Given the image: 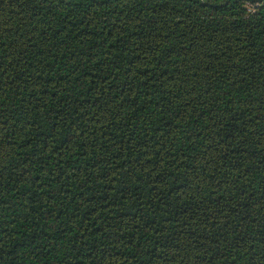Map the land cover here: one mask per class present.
<instances>
[{
    "label": "trees",
    "instance_id": "1",
    "mask_svg": "<svg viewBox=\"0 0 264 264\" xmlns=\"http://www.w3.org/2000/svg\"><path fill=\"white\" fill-rule=\"evenodd\" d=\"M0 264H264V0H0Z\"/></svg>",
    "mask_w": 264,
    "mask_h": 264
}]
</instances>
